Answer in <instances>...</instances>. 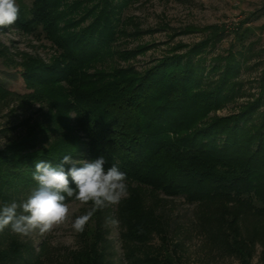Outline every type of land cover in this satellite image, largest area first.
Returning <instances> with one entry per match:
<instances>
[{"label":"trees","instance_id":"obj_1","mask_svg":"<svg viewBox=\"0 0 264 264\" xmlns=\"http://www.w3.org/2000/svg\"><path fill=\"white\" fill-rule=\"evenodd\" d=\"M130 1L33 0L28 16L20 10L11 27L43 34L57 57L48 65L25 57L18 66L48 117L23 122L27 135L0 150V206L37 187L35 162L57 166L64 155L89 162L102 156L106 169L115 164L126 173L131 196L115 217L129 264H174L165 200L177 197L194 206L207 248L238 264H252L260 248L264 264V47L257 95L218 116L238 97L244 54L216 58L217 76L193 58L208 40L182 55L174 49L142 71L116 66L111 60L139 51L116 49L131 24L122 15ZM12 97L22 98L0 89V107ZM106 218L92 217L78 248L52 264H110ZM0 236V264L41 263L8 228Z\"/></svg>","mask_w":264,"mask_h":264},{"label":"rangeland","instance_id":"obj_2","mask_svg":"<svg viewBox=\"0 0 264 264\" xmlns=\"http://www.w3.org/2000/svg\"><path fill=\"white\" fill-rule=\"evenodd\" d=\"M32 1L16 0L25 16L29 15ZM122 15L131 24L127 27V36L119 40L116 49L139 51L127 61L111 60L116 66H130L136 71H142L174 49L176 51L173 52L182 55L195 44L208 40L203 51L193 56L195 60L203 59L206 73L218 65L216 58L225 56L229 51L244 54L236 79L240 84L238 97L217 112V115L234 113L241 104L257 95L262 69L261 51L264 47V0H131ZM71 18L76 19V16ZM66 21L68 19L64 20ZM181 45L183 47L179 48ZM25 57L48 65L57 57V53L43 34L14 27L0 28V89L22 96L20 99L9 98L12 100L9 101V106L0 107V150L27 135L26 129L22 127L23 122L41 124L48 117V106L44 102L40 103L43 97L32 99L34 91L26 88L17 72ZM212 70L215 72L213 75L217 76L219 70ZM41 91L36 89L35 92ZM31 192L29 189L13 202H23ZM130 196L128 191L127 198L118 205L97 210L92 217L98 213L116 219L119 205ZM66 203L70 207L68 220L51 232L44 235L34 232L24 237L11 231L34 250L33 255L40 258V264L62 260L68 251L78 248L81 232H76L72 224L77 217L86 214L92 205L91 202L81 204L74 197H66ZM165 208L169 225L168 250L175 260L174 264H238L234 258L220 256L204 245L203 238L196 231L194 206L184 198H167ZM90 220L87 223L89 226L93 225L92 219ZM105 227L107 261L110 264H129L122 250L119 225L107 224L105 219ZM151 244L158 247L160 242L154 238ZM260 251L257 248L252 264H263ZM35 261L33 259L27 264H36Z\"/></svg>","mask_w":264,"mask_h":264},{"label":"clouds","instance_id":"obj_3","mask_svg":"<svg viewBox=\"0 0 264 264\" xmlns=\"http://www.w3.org/2000/svg\"><path fill=\"white\" fill-rule=\"evenodd\" d=\"M19 13L16 0H0V28L14 25ZM66 164L71 165L67 171ZM105 164L102 156L88 162L74 160L70 155H64L57 166L43 160L35 162L33 179L37 187L23 202L0 206V232L10 228L24 237L34 232L47 234L68 220L70 207L66 197H74L81 204L91 202L92 205L72 224L76 232L82 233L97 210L118 205L128 196L126 173L115 164L106 169ZM69 177L74 187L70 186ZM106 223L116 226L119 221L109 217Z\"/></svg>","mask_w":264,"mask_h":264}]
</instances>
